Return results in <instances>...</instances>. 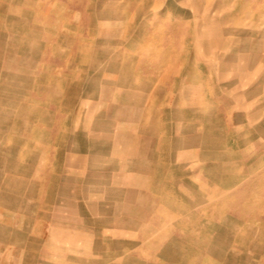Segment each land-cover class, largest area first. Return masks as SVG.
Masks as SVG:
<instances>
[{
    "label": "rangeland",
    "instance_id": "1",
    "mask_svg": "<svg viewBox=\"0 0 264 264\" xmlns=\"http://www.w3.org/2000/svg\"><path fill=\"white\" fill-rule=\"evenodd\" d=\"M111 263L264 264V0H0V264Z\"/></svg>",
    "mask_w": 264,
    "mask_h": 264
},
{
    "label": "bare ground",
    "instance_id": "2",
    "mask_svg": "<svg viewBox=\"0 0 264 264\" xmlns=\"http://www.w3.org/2000/svg\"><path fill=\"white\" fill-rule=\"evenodd\" d=\"M161 87H162V86H160V88H161ZM153 116H155V115H153ZM153 116H151V117H153ZM157 116H159V114H158ZM147 119H148V118H147ZM153 121H154V120H153ZM155 121H156V119H155ZM155 121H154V122H155ZM151 123H152V119H151ZM155 124H156V123H152V125H155ZM201 130H202V129H201ZM201 133H202V132H201ZM189 137H190V136H189ZM192 138H193V137H192ZM192 138H191V139H192ZM180 139H181V138H180ZM186 139L188 140V138H186ZM199 140H200V139H199ZM200 141H201V140H200ZM200 141H198L199 144H201ZM179 142H180V141H179ZM184 142H185V141H184ZM192 142H193V140H192ZM192 142H191V143H192ZM180 143H181V142H180ZM204 143H205V142H204ZM176 144H177V142H176ZM176 144H175V145H176ZM188 144H189V143H188ZM180 145H181V144H180ZM178 146H179V145H177V147H176V146L174 147V144H173V148H178ZM181 146H182V145H181ZM179 147H180V146H179ZM175 151H176V150H175ZM200 152H201V151H200ZM22 154H23V153H22ZM200 155H201V153H200ZM229 157H230V159L232 158L231 156H229ZM151 163H152V162H151ZM151 180H152V178H151ZM126 192H127V191H126ZM167 197H168V196H167ZM117 205H118V204H117ZM116 209H117V208H116ZM133 211H134V210H133ZM136 213H138V212H136ZM174 213H175V212H174ZM127 214H128V213H127ZM175 214H176V213H175ZM134 227H135V226H134ZM115 251H117V250H115ZM118 253H119V252H118ZM111 257H113V255H112ZM113 263H114V262H113ZM111 264H112V263H111Z\"/></svg>",
    "mask_w": 264,
    "mask_h": 264
}]
</instances>
